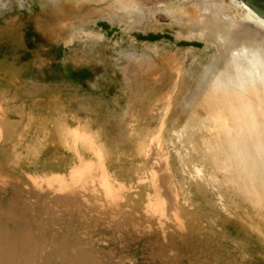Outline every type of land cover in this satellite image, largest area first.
Listing matches in <instances>:
<instances>
[{"label": "rangeland", "instance_id": "1", "mask_svg": "<svg viewBox=\"0 0 264 264\" xmlns=\"http://www.w3.org/2000/svg\"><path fill=\"white\" fill-rule=\"evenodd\" d=\"M95 4L0 0V201L46 207L75 251L122 264H264V163L229 159L232 140L241 152L255 144L228 138L211 119L221 99L198 88L215 48L178 35L163 13L124 33ZM82 32L105 35L100 55ZM155 47L156 66L126 81L134 62L122 51Z\"/></svg>", "mask_w": 264, "mask_h": 264}, {"label": "bare ground", "instance_id": "2", "mask_svg": "<svg viewBox=\"0 0 264 264\" xmlns=\"http://www.w3.org/2000/svg\"><path fill=\"white\" fill-rule=\"evenodd\" d=\"M79 1L90 5L105 4L106 11L103 9L99 13L101 19L121 25L125 28L124 33L147 27L151 15L163 13L174 20L172 22L179 29L177 31L181 37L185 33L188 38H198L213 46L216 50L212 55L213 60L203 66L197 78L198 88L209 86L205 89L209 95L205 100L213 102L221 99L220 104H216L217 108L211 112V119L231 140L233 133L239 137L249 135L247 139L255 144L253 149L247 148L241 152L242 150L236 149L232 140L228 148L231 151L229 159L233 163L236 156L249 155L251 152L261 164L264 163V110L261 98L264 94V14L245 0H177L185 4L160 3L156 8H151L150 0ZM94 22L93 19L89 23ZM72 33L68 44L78 40L74 32ZM81 36L91 43L88 52L100 55L98 47L106 39L105 35L82 32ZM209 38L215 40V45L208 41ZM147 50L149 53L140 54V58H135V51H122L127 60L134 62L133 68L121 70L126 81H130L141 69L156 66L154 57L160 50L157 47ZM220 51H227L230 55V58L227 57L230 59L227 65L223 66V71L228 66L230 73L224 76L223 80V71L216 70ZM216 73L219 78L211 80ZM229 90L238 98V104L231 102L233 95L228 93ZM258 126L260 128L257 130ZM247 172L245 176L248 175ZM17 196L18 199L12 200L4 195L0 201V264H122L119 261H111L112 257L100 256L99 248L75 251L79 247L74 240L75 236H72L73 231L61 232L60 226L67 228L65 221L51 222L48 220L46 207L25 201L19 205L17 201H21V198L18 194ZM27 209L29 212H26ZM20 217H27L29 220L21 224ZM120 228L121 224L119 230Z\"/></svg>", "mask_w": 264, "mask_h": 264}, {"label": "water", "instance_id": "3", "mask_svg": "<svg viewBox=\"0 0 264 264\" xmlns=\"http://www.w3.org/2000/svg\"><path fill=\"white\" fill-rule=\"evenodd\" d=\"M245 2H247L251 6H254L255 9L264 14V0H245Z\"/></svg>", "mask_w": 264, "mask_h": 264}]
</instances>
